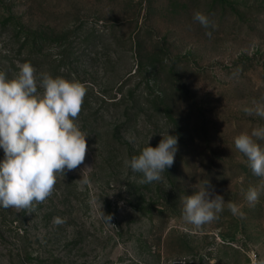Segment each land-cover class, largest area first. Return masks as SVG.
Instances as JSON below:
<instances>
[{
    "label": "rangeland",
    "instance_id": "374dc122",
    "mask_svg": "<svg viewBox=\"0 0 264 264\" xmlns=\"http://www.w3.org/2000/svg\"><path fill=\"white\" fill-rule=\"evenodd\" d=\"M24 62L85 84L87 152L44 201L0 207V264H264V178L234 144L264 125L243 110L264 102V0H0V70L14 78ZM167 130L174 163L142 184L125 161ZM206 180L243 216L226 204L184 222V197Z\"/></svg>",
    "mask_w": 264,
    "mask_h": 264
},
{
    "label": "clouds",
    "instance_id": "9594fccd",
    "mask_svg": "<svg viewBox=\"0 0 264 264\" xmlns=\"http://www.w3.org/2000/svg\"><path fill=\"white\" fill-rule=\"evenodd\" d=\"M193 19L205 29L211 27L209 17L202 12H195ZM206 34L211 36V31ZM86 93L83 82L48 72L37 74L30 62L22 63L14 78L0 70V149L4 153L0 159V207L32 208L52 194L59 175L83 164L88 135L76 118ZM243 110L264 117V102H254L253 107ZM149 140L138 155L125 161L133 172L142 174V184L160 181L178 151L179 137L169 135L168 130L156 147L150 146ZM234 144L247 158L253 174L264 178V125L241 132ZM89 181L88 176L80 180L82 184ZM259 196L260 190L250 187L246 199L254 205ZM93 200L101 219L110 224L112 217L103 212L102 200ZM226 204L233 214L243 216L238 204L225 202L206 180L184 197L182 219L199 228L216 219ZM56 222L61 221L56 218Z\"/></svg>",
    "mask_w": 264,
    "mask_h": 264
}]
</instances>
